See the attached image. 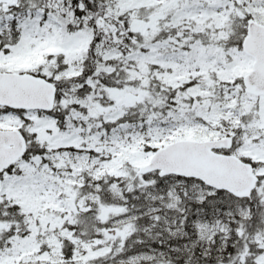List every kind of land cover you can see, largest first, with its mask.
Segmentation results:
<instances>
[{"label": "snow or ice", "instance_id": "1", "mask_svg": "<svg viewBox=\"0 0 264 264\" xmlns=\"http://www.w3.org/2000/svg\"><path fill=\"white\" fill-rule=\"evenodd\" d=\"M0 264H264V0H0Z\"/></svg>", "mask_w": 264, "mask_h": 264}]
</instances>
